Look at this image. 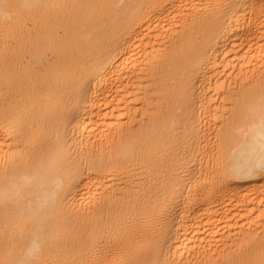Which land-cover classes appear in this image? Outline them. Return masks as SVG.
<instances>
[{
	"label": "bare ground",
	"instance_id": "6f19581e",
	"mask_svg": "<svg viewBox=\"0 0 264 264\" xmlns=\"http://www.w3.org/2000/svg\"><path fill=\"white\" fill-rule=\"evenodd\" d=\"M196 75L195 168L119 188L176 153ZM140 92L146 126L112 143ZM194 262L264 264V0H0V264Z\"/></svg>",
	"mask_w": 264,
	"mask_h": 264
},
{
	"label": "rangeland",
	"instance_id": "374dc122",
	"mask_svg": "<svg viewBox=\"0 0 264 264\" xmlns=\"http://www.w3.org/2000/svg\"><path fill=\"white\" fill-rule=\"evenodd\" d=\"M189 58H190L189 54L187 53V55L185 56V60L188 61ZM185 69H188V67L186 66ZM181 79H182L181 74L177 75L176 77H174L173 75H169L165 77V79L162 80V83H161V85L163 86L162 92H164L165 94L166 93L170 94L171 97H176L175 87L178 86L179 81ZM196 82H197V85H196L195 91L187 90L183 94V99L188 100V104H189L188 110H185L183 106L182 107L178 106L177 108H175V115L177 116L179 120V126H180L179 137L175 142V152L176 153L170 155V157L168 158L167 162L165 163L163 167L160 166L159 164L164 163V161L159 160L158 162V159H157L152 162L150 161L152 164V167L145 165V163L142 161H136L134 162L135 164L133 163L134 164L133 166H130L131 168L125 169V170H131V171H128L127 174L120 172L122 170L120 171L116 170L118 173V175H116V178L118 180V183L120 184L119 188L126 189L128 184L131 182L130 177L135 178L133 176H130L129 173H137V178H139L138 184L140 185V189L138 190H141V192L143 193L144 191L150 189V185H153V189L155 191L157 190L156 194L158 193L160 194L159 191H163L162 183L164 179H167L166 180L167 183H170L171 185L174 181H176L174 177V173H179V172L184 173L185 171L189 172L195 168V162H196L195 155L198 154L197 151H198L199 143H200L192 127L193 125L192 111L194 107L196 105L198 106L200 103V98L198 96V90H197L198 86L200 85V80L198 79L197 75H196ZM145 85L149 89L150 91L149 93L152 96L156 95L160 90V89L158 90V87H156V84L154 83L152 77H149ZM228 101H229V98H228ZM134 102H135V105L132 108L133 115L130 117V119H127L126 122L124 123L120 121L119 125L120 124L122 125H120L117 130L115 129L111 132L109 139L111 140L112 143H115L118 145L122 144L128 141L129 139H131L132 135L139 132L140 130H143L144 127L146 126V125L142 126L141 124L143 122L146 124L148 119L144 121L143 118L141 117L142 116L141 113L142 112L146 113L148 110H149L148 113L149 112L151 113L153 111L154 107L153 105H151L152 101L147 98L145 93L140 92L139 95H137V97L135 98ZM145 103H150V104L146 107ZM214 126L215 124L212 125V129H211V138H212L211 145L212 144L215 145V142H217L216 140L217 136H215V134H217V126L216 127ZM154 159L156 158L154 157ZM203 170L204 169L202 168L201 172ZM124 172H127V171H124ZM197 172H199V170H197ZM126 175L128 176V178ZM160 176H163V178H161ZM138 190H135V191L138 192ZM164 191L165 192L168 191L170 193V188H167V190H164ZM132 192L130 189H128L127 196L129 197ZM130 199L131 200L129 202L130 203L129 207L130 209H132V211L129 212V214L127 215L128 217H131L135 213L141 212L142 209L144 208V203H148V199L150 201L152 200L150 197L144 198L143 195L138 196V197H133V198L131 197ZM104 206L105 204H102V207ZM105 211L106 210H104V215L106 216ZM228 233L229 232L224 233L227 240H232L233 238L237 240V238L240 236L238 231L231 232L230 236H228ZM235 240L229 246H233L235 244ZM100 246H103V243ZM228 250L232 251L233 249L229 248ZM194 263L197 264L196 262Z\"/></svg>",
	"mask_w": 264,
	"mask_h": 264
}]
</instances>
